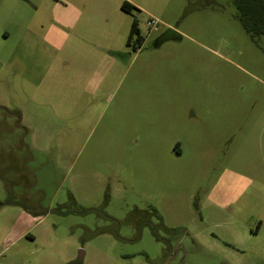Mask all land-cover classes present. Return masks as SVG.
<instances>
[{"label": "rangeland", "instance_id": "1", "mask_svg": "<svg viewBox=\"0 0 264 264\" xmlns=\"http://www.w3.org/2000/svg\"><path fill=\"white\" fill-rule=\"evenodd\" d=\"M122 1L0 0V264H264V35Z\"/></svg>", "mask_w": 264, "mask_h": 264}, {"label": "trees", "instance_id": "2", "mask_svg": "<svg viewBox=\"0 0 264 264\" xmlns=\"http://www.w3.org/2000/svg\"><path fill=\"white\" fill-rule=\"evenodd\" d=\"M232 2L237 11L236 17L238 22L245 34L253 41H256L258 36L264 35V0H232ZM120 8L125 12L137 9V7L126 0L121 2ZM137 32L136 20L133 19L127 39L128 44L132 43V36L135 33L137 34ZM135 40H139V36ZM132 47L136 49L133 44ZM28 212L33 214V216H39L40 214L32 211Z\"/></svg>", "mask_w": 264, "mask_h": 264}, {"label": "crops", "instance_id": "3", "mask_svg": "<svg viewBox=\"0 0 264 264\" xmlns=\"http://www.w3.org/2000/svg\"><path fill=\"white\" fill-rule=\"evenodd\" d=\"M34 213H36V212H34ZM29 214V213H28ZM30 215H32L33 216V214H30Z\"/></svg>", "mask_w": 264, "mask_h": 264}]
</instances>
